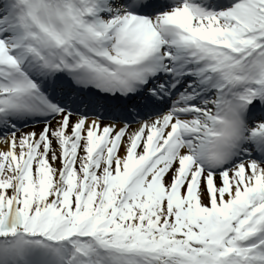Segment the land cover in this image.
Masks as SVG:
<instances>
[{"label":"snow or ice","instance_id":"6c2138e0","mask_svg":"<svg viewBox=\"0 0 264 264\" xmlns=\"http://www.w3.org/2000/svg\"><path fill=\"white\" fill-rule=\"evenodd\" d=\"M0 264H264V0H0Z\"/></svg>","mask_w":264,"mask_h":264}]
</instances>
